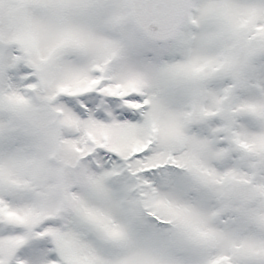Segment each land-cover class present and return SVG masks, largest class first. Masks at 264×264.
I'll use <instances>...</instances> for the list:
<instances>
[{"label": "snow or ice", "instance_id": "obj_1", "mask_svg": "<svg viewBox=\"0 0 264 264\" xmlns=\"http://www.w3.org/2000/svg\"><path fill=\"white\" fill-rule=\"evenodd\" d=\"M0 264H264V0H0Z\"/></svg>", "mask_w": 264, "mask_h": 264}]
</instances>
